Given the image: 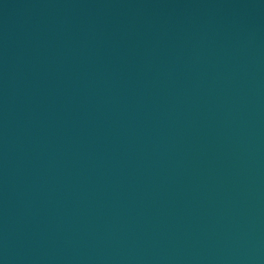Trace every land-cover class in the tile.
Returning <instances> with one entry per match:
<instances>
[{
  "label": "water",
  "instance_id": "water-1",
  "mask_svg": "<svg viewBox=\"0 0 264 264\" xmlns=\"http://www.w3.org/2000/svg\"><path fill=\"white\" fill-rule=\"evenodd\" d=\"M0 264H264V0H0Z\"/></svg>",
  "mask_w": 264,
  "mask_h": 264
}]
</instances>
